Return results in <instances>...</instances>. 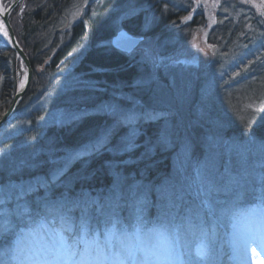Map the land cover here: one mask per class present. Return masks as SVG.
I'll use <instances>...</instances> for the list:
<instances>
[{"label": "rangeland", "instance_id": "rangeland-1", "mask_svg": "<svg viewBox=\"0 0 264 264\" xmlns=\"http://www.w3.org/2000/svg\"><path fill=\"white\" fill-rule=\"evenodd\" d=\"M2 1L4 11L11 2ZM161 17L165 19L159 23ZM7 20L10 31L18 41L20 33L23 39L19 43L27 47L24 52L31 64V79L17 109L0 127V144L25 131L31 116L41 126H58L79 123L89 114L104 121L97 127L96 137L104 129L112 130L100 151L111 156L107 164L120 180L125 179L121 173L127 166L148 159L152 165L169 170L159 174L160 183L153 186L150 201L151 191L147 190L151 188L141 171L133 173L132 178H136L132 185L116 187V205L124 200L132 202L129 220L124 222L115 216L103 238L93 235L96 241L108 243L104 242L95 259L84 249L83 244L92 239L89 235L63 244L53 221L40 220L14 233L11 244L2 237L0 264H180L177 239L167 231V224L174 220V225H191L189 218L204 215V210L213 214L215 210L228 211L230 217L225 224L215 221L222 228L228 226L231 239L238 229L234 220L245 208L240 201L244 183L257 181V199L264 205V0H19ZM79 24L82 26L77 28ZM224 24L236 34L225 37L221 31ZM124 25L139 27L144 37L130 53L124 52L133 70H124V74L100 66L92 68L87 58L94 53L109 56L117 50L112 38ZM10 31L0 16V46L9 47L6 42L11 40ZM4 52L0 50L1 56L8 59ZM44 56L42 64L34 69L30 57L41 60ZM7 63L4 71L9 78H0V87L8 80L14 89L9 90L10 103L8 95L0 100V112L4 111L0 119L23 88L21 82L24 86L28 78L18 53ZM26 98L31 101L23 104ZM105 108L115 111L106 114ZM123 117L133 118L117 123ZM144 125L154 126L158 139L151 140ZM133 132L135 147L119 151ZM250 134L256 142H248ZM86 145L59 151V168L54 173L62 170L61 175L74 161L87 156ZM7 148L0 154V170H9L20 157H10L8 153L14 147ZM252 171L257 176L255 181L250 176ZM44 186V181L22 180L0 185V214L7 211V200L13 199L10 203L14 208H23V193ZM97 192L89 196L101 199ZM175 197L188 216L181 220L174 217L170 222L164 219L172 213L166 204L176 201ZM151 203L155 208L149 211ZM72 205L79 208L78 204ZM60 206L66 211L64 204ZM48 207L50 218L55 222L60 219L65 225L59 213L52 214L54 205ZM148 213L156 214V221L142 230ZM0 220L4 223L1 215ZM117 221L122 225L117 226ZM197 224L205 225L204 221ZM78 232L83 234L85 230ZM200 245L199 254L203 251Z\"/></svg>", "mask_w": 264, "mask_h": 264}, {"label": "trees", "instance_id": "trees-1", "mask_svg": "<svg viewBox=\"0 0 264 264\" xmlns=\"http://www.w3.org/2000/svg\"><path fill=\"white\" fill-rule=\"evenodd\" d=\"M164 19L165 18L163 17L159 18V23ZM39 21L40 18H38L37 20L38 25ZM196 22L197 18L192 23L196 25ZM81 26L82 24H79L77 28H80ZM124 26V28L127 29L130 33L134 35H142L139 27L134 28L128 25ZM226 26L227 25L224 24L223 28L221 29L222 34L225 37L228 36L229 33L230 35L236 34L233 31H230L229 28L225 29ZM22 39L23 38L19 33V40L22 41ZM23 49L26 50L27 47H23ZM0 50H4V53H6L8 57V59H4L0 53V78L5 77L7 79L9 78V75L6 73L7 70L4 69V67H7V60L15 59L16 52L12 48L7 46H0ZM109 54L110 55L107 56L108 54L102 55L94 53L93 55H90L89 58H87V63L91 65L92 68L100 66L102 68H105L106 70L109 69L111 71L116 70L120 72L126 70L130 73L133 70L134 66L130 64V61L127 60L124 53L113 49ZM45 57L46 56L41 58V60L38 57H30L34 69L42 64V62L45 60ZM52 65L54 67L55 63L53 62ZM105 76L108 77V74ZM12 83H9L8 80H5L4 83L1 84L2 88L0 87V100H4V98L8 95V98L10 97V103L12 94H10L9 96V90L14 89ZM27 101L29 102L31 101V99L27 100L26 98L23 104H25ZM8 106L9 104H7L4 110H6ZM3 112V110L2 112H0V117L2 116L1 114ZM30 118V124L25 131L21 132L14 138L11 137L10 139L3 141L0 144L1 149H4L6 147H8L7 149H9L10 147H14V149L8 153L10 157H12L14 154L20 156L14 161L18 165L14 163V165L12 166L13 168L10 167L9 170H0V185L2 186H6V184L11 180H22L28 183H32L34 181L37 183L49 179L53 175L54 171L59 168V165H57L56 161L60 157V155H58L59 151L69 152L88 144L89 142H91V140H93L92 138L96 137L97 127L99 126V124H102L104 122L103 119L98 116H91L87 114L83 118H81L79 123H65L58 126L48 124L46 126H41L40 123L36 122V117L31 116ZM143 127L148 130L149 136H151V140L158 139L157 132L156 129H154V126L144 125ZM120 128H122V126H120ZM144 139L146 140V138ZM18 145H20V147ZM15 148L19 149L15 150ZM137 153H141V151L137 150ZM159 154H161L160 156L165 155L163 153ZM159 154H157V156H159ZM113 157L117 159L115 156ZM110 159L111 156L107 152L102 150L99 152L87 154V156L80 158L77 162L74 161L72 163V166H68L64 170V172L60 175L61 179H59L57 184H54L53 187H49L48 184L41 188L27 189L26 192L23 193V199L26 202V206H24L23 208L18 207V209H16L14 208L13 204L10 203L11 201H13V199L7 200L6 204L8 205V209L4 214L0 215L4 219L5 224H8L10 222V228L4 234L0 235V242H2V237L5 236V239H7L8 241L7 243L11 244L14 233H16L20 229V227L31 224V222H33L38 217H49V213L51 212L49 209L45 208L48 207L47 204L49 205V207L51 206V204L54 205L52 214L63 213L66 216L64 219L74 230H100L102 227L108 225V223L113 221L112 218L115 216L116 218L121 217L122 219H124V222L129 220L128 207L130 208L132 202H126V200H124L123 204L116 205V203L118 202V199H116L115 197L117 196L116 187L118 186L120 188H123L132 185L135 182L134 178H136H132L133 173L137 174L139 173L138 171H141L144 174V178H146L144 182H146L148 187L151 188L147 190V193H150L149 191H151L149 195L150 201L154 197V190L152 189L153 186L160 183V181H158L159 174L168 173L169 169L165 167L159 168L158 165H152L151 163L153 161L148 159L147 162L141 161L127 166V170H124L125 173H121L125 176V179L122 178L123 180H120L119 176L115 175L113 169H111L107 164V160ZM253 173L254 171L250 172L251 177ZM116 181L118 182V184L115 186L114 184ZM248 184L251 186L252 181H250ZM248 188L252 187H247V189ZM96 191H98L96 194L101 199L97 197L95 199L89 196L91 195V192ZM250 192L252 191L247 190L246 193H244L243 197L245 198ZM126 193H128V191ZM17 197L15 199H17ZM114 197L115 201L111 202ZM127 197L128 196H126L125 199H127ZM174 199L176 200L174 205H168V203L166 204V206L170 207L168 208L169 212L174 211V213L173 215L164 214L166 218L175 216L176 214L177 208L175 207L177 198L175 197ZM94 201L99 202L95 206L87 205V203ZM153 203H151V208L149 207V211L155 208V205ZM60 204L65 205L66 211L61 210ZM72 204H78L79 208L74 207ZM178 209L179 211L181 210L180 208ZM107 211H110L111 213ZM40 213H43L44 215H41ZM156 217V214L150 213L145 214L144 216L146 221H153ZM119 221L116 222V225L118 226L122 225ZM160 221L162 222L163 219H160ZM167 227L170 231H172V227L175 226H170L167 224ZM186 234L187 230L183 227H180L179 235H181L180 238L182 247H185V243H187L185 239ZM221 241H223V238H221V232H219L217 240L214 242H210V246L213 247V251L219 250L221 248Z\"/></svg>", "mask_w": 264, "mask_h": 264}, {"label": "water", "instance_id": "water-1", "mask_svg": "<svg viewBox=\"0 0 264 264\" xmlns=\"http://www.w3.org/2000/svg\"><path fill=\"white\" fill-rule=\"evenodd\" d=\"M13 7L10 6V8H8V10L5 13L4 16V20L6 23L7 28H9L10 31V26H9V22L7 20V16L9 11L11 10V8ZM11 33V42H12V47L13 49L23 58L27 72H28V78H27V82L26 84L23 86V88L17 92L9 110L5 113V115L0 119V127L6 122V120L12 115V113L15 111L16 107L18 106L22 95L24 93V91L26 90L30 79H31V64L29 62V59L26 55V53L24 52V49L21 47V45L18 43L16 37L13 35V33L10 31ZM130 38H135L136 40L139 41V43L143 40V36H137V35H133L131 33H129L126 29H121L119 32H117V34L112 38V45L115 49L122 51V52H126V53H130L131 50H133L139 43H136L135 45H133L132 40Z\"/></svg>", "mask_w": 264, "mask_h": 264}, {"label": "snow or ice", "instance_id": "snow-or-ice-1", "mask_svg": "<svg viewBox=\"0 0 264 264\" xmlns=\"http://www.w3.org/2000/svg\"><path fill=\"white\" fill-rule=\"evenodd\" d=\"M4 35L5 36L8 35L6 28L4 29ZM130 39L132 40L133 45H135L136 43H139V41L136 40L135 38H130ZM21 87H23V82H21ZM114 111H115L114 109L105 108L106 114L111 115L114 113ZM132 118L133 117H123L121 119H118L117 123H125V122H128ZM136 118H138V117H136ZM148 118H151V117L149 116ZM111 134H112L111 129L102 130L101 134L99 136H97L95 140L89 142V144L85 146L84 151H86L88 154H91L93 152H99L108 143ZM134 136H135V132L131 133L129 139L123 143V146L119 149V151H121V152L131 151L135 147ZM248 142L254 143V142H256V138L250 134ZM262 143H264V142H262ZM3 151H4L3 149H0V154H3ZM76 155L79 156V155H81V153H77ZM61 172H62V170H59L57 173H53V175L49 179L44 181V184L48 185L51 183H55L57 180H59ZM9 228H10V222L8 224H5V223H3L2 220H0V235L4 234ZM68 238L72 239L71 233H69Z\"/></svg>", "mask_w": 264, "mask_h": 264}, {"label": "bare ground", "instance_id": "bare-ground-1", "mask_svg": "<svg viewBox=\"0 0 264 264\" xmlns=\"http://www.w3.org/2000/svg\"><path fill=\"white\" fill-rule=\"evenodd\" d=\"M14 2H17L19 0H13ZM1 3H4L2 0H0ZM11 2V0H10ZM1 6V5H0ZM0 16H2V8L0 9ZM4 19V18H2ZM6 24V23H5ZM4 42V41H3ZM139 116V115H138ZM157 119L160 118L159 115H156ZM155 117V118H156ZM154 118V119H155ZM152 122L153 120H148ZM41 215H44L43 213H40ZM249 225H251L250 222H248ZM248 223L242 227V225L238 226L237 233L234 234V246L237 249L239 260V264H260L259 258L255 253H258L257 251L249 250V239H250V230ZM124 250V248H123Z\"/></svg>", "mask_w": 264, "mask_h": 264}]
</instances>
